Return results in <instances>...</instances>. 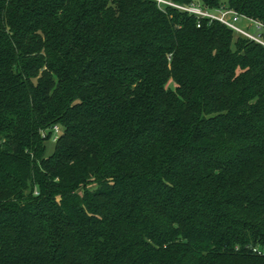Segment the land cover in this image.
I'll list each match as a JSON object with an SVG mask.
<instances>
[{
	"label": "trees",
	"instance_id": "obj_1",
	"mask_svg": "<svg viewBox=\"0 0 264 264\" xmlns=\"http://www.w3.org/2000/svg\"><path fill=\"white\" fill-rule=\"evenodd\" d=\"M172 1L264 23V0ZM253 245L264 45L155 0H0V264H264Z\"/></svg>",
	"mask_w": 264,
	"mask_h": 264
},
{
	"label": "built area",
	"instance_id": "obj_2",
	"mask_svg": "<svg viewBox=\"0 0 264 264\" xmlns=\"http://www.w3.org/2000/svg\"><path fill=\"white\" fill-rule=\"evenodd\" d=\"M155 1L162 9L166 8V6H172L182 11L195 14L199 18H208L210 21H219L234 30L237 35L244 36L256 43L264 45V23L232 8H209L202 5L200 1L192 2L191 4H179L172 0ZM53 131V139L56 141L59 137L60 127L55 125ZM250 248L255 254L264 255L263 245H253L250 246Z\"/></svg>",
	"mask_w": 264,
	"mask_h": 264
},
{
	"label": "rangeland",
	"instance_id": "obj_3",
	"mask_svg": "<svg viewBox=\"0 0 264 264\" xmlns=\"http://www.w3.org/2000/svg\"><path fill=\"white\" fill-rule=\"evenodd\" d=\"M55 146H56V141L53 138H51V139H49V140L46 141V147H47V149H46V155L47 156H49V155H51V154L54 153Z\"/></svg>",
	"mask_w": 264,
	"mask_h": 264
}]
</instances>
